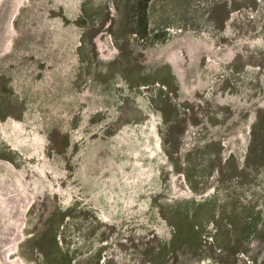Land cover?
I'll return each mask as SVG.
<instances>
[{
	"label": "rangeland",
	"instance_id": "374dc122",
	"mask_svg": "<svg viewBox=\"0 0 264 264\" xmlns=\"http://www.w3.org/2000/svg\"><path fill=\"white\" fill-rule=\"evenodd\" d=\"M1 182L0 264H264V0H0Z\"/></svg>",
	"mask_w": 264,
	"mask_h": 264
},
{
	"label": "bare ground",
	"instance_id": "6f19581e",
	"mask_svg": "<svg viewBox=\"0 0 264 264\" xmlns=\"http://www.w3.org/2000/svg\"><path fill=\"white\" fill-rule=\"evenodd\" d=\"M7 175V174H6ZM8 178V177H7ZM16 181V179H15ZM15 183V182H14ZM17 185V184H16ZM18 186V185H17ZM20 192V191H19ZM14 191L12 188L5 182L0 183V207L4 206L6 202H12ZM22 194V193H21ZM20 195V194H19ZM26 200V199H25ZM22 202V200H21ZM8 204V203H7ZM26 204V203H24ZM21 207V206H20ZM6 209V208H5ZM4 211V210H3ZM11 212V211H10ZM10 219V218H9ZM3 220V219H2ZM7 220V219H6ZM8 221V220H7ZM10 222V221H9ZM6 227V226H5ZM9 227V226H8ZM12 233V232H11ZM13 234V233H12ZM10 237V235H9ZM13 243V241H12ZM8 246V245H7ZM9 248V247H8Z\"/></svg>",
	"mask_w": 264,
	"mask_h": 264
}]
</instances>
